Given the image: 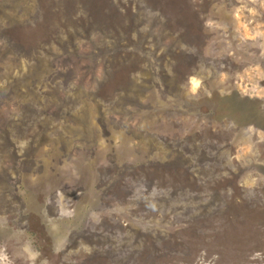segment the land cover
Masks as SVG:
<instances>
[{
  "label": "rangeland",
  "instance_id": "rangeland-1",
  "mask_svg": "<svg viewBox=\"0 0 264 264\" xmlns=\"http://www.w3.org/2000/svg\"><path fill=\"white\" fill-rule=\"evenodd\" d=\"M16 1L0 0L5 14H16L12 9ZM208 1L211 41L205 48L212 60H229L227 65L219 64L221 69H229L211 81L212 91L200 77L184 76L185 83L176 96L189 102L201 101L199 112L204 115L198 114L200 117L188 107L183 112L175 110L171 105L174 96L163 101V108L154 113L148 103L155 104L154 99L158 98L151 97V93L141 99L143 107L140 108L129 102L127 95L112 101L116 89L122 87L121 79L140 61L131 59L123 77H113L111 66L118 58H135L134 48L141 51L149 47L160 56L173 43L174 51L181 49L191 58L199 56L192 39L184 43L182 39L169 38L165 44L157 43L164 41L165 29L154 9L177 11L176 7L165 8L166 0H156L155 8L149 1L148 7L154 14L144 30L147 33L151 29L153 35L157 34L158 39L153 42L160 46H152V40L146 37L140 46L135 47L127 41L118 45L119 34L125 27L111 21L106 12L117 8L124 12L133 10L134 15L127 18L137 31L135 28L144 24L143 9L137 18L139 6L132 0L122 6L117 4L118 0L47 1L53 8L52 13L47 8H37L21 24H10L9 17L0 14V19H5L0 29V51L5 54L13 50L10 49L13 41L27 49L20 53L19 47H14L17 51L13 50V54L20 58L19 64V61H13V64L0 61V209L4 198L7 204H13L18 187L27 197L28 187L33 184L30 192L37 198L43 197L48 212L53 211V220L49 223L52 240L47 233L37 230L41 226L39 223L29 220L31 223L25 222L27 226L23 230L33 233L37 230L36 235L23 231L22 236L15 233L9 243L0 244V264H264V197L258 199L256 196L264 193V130L252 126L236 129L234 109L226 98L237 92L242 97L262 101L253 108L264 109V0ZM71 2L79 10L76 13H69ZM85 7L90 9L89 12L92 10L91 14L98 20L103 15L107 18L95 26L89 18L85 23ZM199 11L203 13L202 9ZM38 30L49 32L42 34ZM58 34L65 41L54 39ZM72 34L73 45L69 43ZM119 50L126 54L118 56ZM37 53L47 56L49 64L46 84L39 90L34 89L45 102L51 103L45 109L48 115L44 117L41 112L39 114L41 107L29 106L20 110L4 94L6 82L12 84L24 78L29 61L33 62ZM149 77L143 74L137 78ZM80 88L87 91L97 112H92L91 117L88 109L91 124L79 126L82 132L74 134L78 141L71 142L72 135L66 126L68 114L85 115L80 111L81 106L72 109L75 100H69L72 95L77 99L76 91ZM161 88L159 86L155 91L158 96H165ZM134 94L141 98L138 92ZM84 99H77V102L82 104ZM217 103H220L222 113L214 115L209 110L218 106ZM20 116L25 121L16 124ZM58 116L59 120L56 119ZM58 129L68 132L66 141L71 142L70 147L74 146L72 152L65 153L67 148L61 145L63 142L55 143ZM83 134H88L87 138L79 136ZM232 134H241V138L216 155L214 148L220 143L227 144L226 140L233 138ZM112 136L116 138L115 144L109 143ZM196 140L203 152L208 149L207 156L213 163L222 166L226 163L230 167L234 164L235 185L226 186L227 179L217 183L209 178L216 185L210 181L207 187L204 186L206 179L195 183L189 178L188 174L194 172L188 168L190 165L202 167L199 162L202 152L195 148L191 154L184 152L185 146L192 148L191 143L193 145ZM114 148L115 158L105 155L107 149L109 153ZM184 156L196 158V162H182ZM80 161H84L87 168L78 163ZM22 170H30L29 177L23 178L27 185L18 183ZM229 170L221 173L233 177L228 175ZM201 171L209 174L208 171L213 170ZM42 177L47 181L41 183ZM4 179H13L15 189L7 183L12 180ZM24 186L26 189L22 188ZM202 186L203 192L199 196ZM224 187L230 194L237 191L243 197L233 201L228 199L231 209L222 208L219 198L209 196L210 191ZM92 190L101 192L99 206H89L90 214L79 233H68L67 222L82 218V200L88 198ZM221 212L230 215L224 217Z\"/></svg>",
  "mask_w": 264,
  "mask_h": 264
},
{
  "label": "trees",
  "instance_id": "trees-1",
  "mask_svg": "<svg viewBox=\"0 0 264 264\" xmlns=\"http://www.w3.org/2000/svg\"><path fill=\"white\" fill-rule=\"evenodd\" d=\"M49 2H52L53 0H47ZM46 0H38L37 2V8H42L45 9L47 8L50 13L53 12V8H51L50 6H48V2ZM80 1H86V0H80ZM127 0H118V5L122 6V3L126 2ZM135 4H137L139 6V10L137 13V18H139V12L141 9L146 10L147 11V18L143 16V21L144 24H140L137 26V31L133 30L132 28V23L131 21L127 18V17H132L134 15V11L129 10L127 12L121 11L120 8H117L115 11H110V12H106L107 17H109L111 19V21L117 23L119 26L125 27V29L119 34V42L118 45L121 42L127 41L128 43L134 44L135 47L136 46H140L142 45L140 42L144 41V37H146V39H151V45H155V46H160L156 43H154L153 41L158 39V35L157 34H152V30L149 29L147 30V33L144 32V30L148 27V23L147 21L150 20V18L152 17V15L154 14L152 11L150 10V8L148 7L149 5V1L151 2V6L153 8L155 4H157L156 0H132ZM72 4V2H71ZM145 6V7H144ZM165 8H177V11L175 12H171L168 11L167 9H160V11H157L154 9L155 14L158 16L160 22H162L164 24V41L162 42H157L159 44H165L166 40L169 38H178V39H182V41L184 43H187L186 40L187 39H192V42L195 41L197 48H198V53L199 56L198 57H193L189 55L186 52H182L180 49V52H176L173 50V43L170 45V49L167 51H164L163 55L158 56L156 54V52L154 50H150L149 47L142 49L141 51L134 48L135 51V58L132 56H127V57H123L121 59H117V61H114L113 65L111 66V74L113 77H123L126 74V70L129 68L126 64H128V62L133 59V61L135 59H138L140 61L139 64L137 65H133V67H131V73H128L121 79L122 82V87L121 89H116V94L115 96L112 98V101H115L118 97L123 98L125 95H127V99H129V102L133 103L134 105H136V108H140L143 107V105H141V99L142 98H138V96L134 94V78L140 77L143 74H148L150 77L147 79V84L146 87L144 89V87H141L139 90L145 95V97L147 96V94L151 93V97H157L158 99H154V101H157L156 104L154 105L152 102L148 103V107L150 109L153 110V113L155 111H157L158 108H163L162 107V103L163 101H169L171 97H173V102L171 105H174L175 110L177 111H182L185 107H188L189 109H193L194 112H197L196 116L200 115H204L203 113L199 112V108L202 106H200L201 101L197 102L196 100L193 101H188V100H184L181 98V96H176V94H179V91H181L183 83H185V79L184 76L186 77L187 75H196L198 77H200L201 79H203L208 88L209 91L214 90V87L211 84V81L215 80L218 77V74L222 71H226L229 68L228 67H223L222 69L220 68L219 64L222 63L224 65H227L228 61H218V60H212L207 51H206V44L211 41V35L209 33V29H208V22H209V17L211 16V11H210V3L208 0L206 1H202V0H166V4L164 6ZM86 8V7H85ZM147 8V9H146ZM181 8V10L179 9ZM179 9V10H178ZM199 9H202L203 13H201L199 11ZM78 8L76 6H74L72 4L71 8H69V13L72 12H77ZM90 9L86 8V11L84 13V21L85 23H87V19L89 18L91 25L95 24H100L102 23V21L106 18H104V15L100 17V19L98 20V18H95L93 16V14H91V11L89 12ZM79 11V10H78ZM95 14L99 15V12H94ZM154 17H157V16ZM157 18V19H158ZM66 22L71 25L69 22V18L67 16H65ZM132 21H134V18H132ZM149 22V21H148ZM21 24V23H19ZM136 24V22L133 23V26ZM97 26V25H96ZM37 31H35L36 33ZM38 32L42 33V34H46L47 32H49V30L44 31V30H38ZM68 33L70 32V30L67 31ZM70 37L72 39H69V43H71L72 45L75 43L74 36L73 34L70 35ZM141 37V40H139V38ZM58 41L62 42L65 40H62L60 38V34H58L56 36V38ZM114 39H116L117 41V37H115ZM146 41V40H145ZM153 43V44H152ZM190 43V44H191ZM13 46H11L10 49L14 50V47L18 46L20 49V53H25L27 51L26 47H23L18 44L15 43L14 41L12 42ZM140 44V45H139ZM67 46V44H66ZM124 47H126L125 45H123ZM172 46V47H171ZM110 48H114L115 46H110ZM206 47V48H205ZM15 51H17L15 49ZM19 51V50H18ZM131 51V50H130ZM137 52V53H136ZM152 52V53H151ZM143 53V54H142ZM126 54L124 51L119 50V52H117V55H123ZM153 55V56H152ZM110 56V54H109ZM126 71V72H125ZM139 71V73H137ZM123 74V75H122ZM71 78V77H70ZM105 76H104V80H105ZM161 86L162 90L166 93L165 96H158V93L155 91V89H157V87ZM154 91V92H153ZM153 92V93H152ZM131 94V95H129ZM129 95V96H128ZM144 97V99H145ZM178 98V99H177ZM218 98V96H217ZM225 98V97H223ZM228 99V102L232 109H234V113H233V120H235V127L236 129H239V127H255L261 130H264V109H262L261 107L259 109H254L253 106H258L259 103H261L262 101H257L254 99H250V98H245L242 97L239 93L234 92L229 94V96L226 97ZM211 99V98H210ZM162 100V101H161ZM164 104V103H163ZM218 106H215L213 109L211 108L209 110L210 113H214V115H218L221 114L222 111L220 110L221 105L220 103H217ZM252 105V106H250ZM157 107V108H156ZM221 111V112H220ZM183 112V111H182ZM134 115V113H131ZM185 114V112H184ZM196 114V113H194ZM22 116V115H21ZM21 116L19 117V119L16 120V124L22 123L25 121V118H21ZM200 117V116H199ZM154 119V116H153ZM239 124H237V123ZM36 123H39V120L36 121ZM220 124L223 126V122L222 120L220 121ZM75 126V124H74ZM236 129L233 130V132L236 133ZM69 130V129H68ZM221 130H224L223 127L221 128ZM59 132H62V138H63V146L66 148H70V144L73 141H78L76 139V135H74L72 132L71 135L72 137L70 138L71 142L68 143V141H66V139L68 138V132L65 131H61L59 130ZM67 136V138H66ZM233 138L231 139H227L226 142L227 144H219V146L214 148V152L216 153V155L218 153H222L225 152L227 150V146L229 147L230 145H232L233 142H235L237 139L241 138V134L238 136H234L232 134ZM75 138V139H74ZM69 139V138H68ZM66 141V142H65ZM17 144L15 145V148H17ZM199 141H194L193 145L191 143V147L192 148H187L185 146L184 152L186 151H190L189 154H191L193 152V149L195 148V150L197 152H202V155L199 157V162L202 164V167H194V164L190 165L188 168L190 170L194 169V172L192 174H188L189 178L191 177L192 180L195 183H200V180L206 179L207 183L204 184V186H209L212 183H219L222 180L227 179V184L226 186L229 185H235V182L237 180V174L233 171V163L230 166H228L226 163H224V166H222L221 164H216L213 163V161L210 160V158H208V152H206L207 150L204 149V152L201 148V145L198 147L199 145ZM176 146V145H175ZM210 148V147H209ZM233 149V148H232ZM183 151V150H182ZM187 154V153H186ZM185 155V154H184ZM198 156V155H197ZM210 156V155H209ZM211 157V156H210ZM16 158V156H15ZM188 159V160H187ZM192 162H196V158H191V157H187L184 156L182 157V162L186 161L187 164L191 163L189 161ZM227 160H225L226 162ZM198 162V161H197ZM160 163V162H157ZM198 163V164H200ZM230 165V164H229ZM213 170V171H208V173H206L205 171H201V170ZM229 170L228 175H232L233 177H228L226 176L224 173H221L223 170ZM199 170V171H198ZM30 170H22V173H27ZM208 174V175H207ZM210 175V177H209ZM187 176H185L184 178H186ZM27 178V177H26ZM209 178H211L212 180H215V182L211 181ZM2 179V178H0ZM6 180V179H4ZM9 180H12L11 182ZM181 181L182 178L180 179ZM6 181L10 186V188H13V185H16V183L14 182L13 179H8ZM211 181V182H210ZM20 185L21 184H26L28 182H24L23 183V179L19 178V182ZM12 184V185H11ZM18 185V184H17ZM216 185V183H215ZM200 187L199 190V196L200 194L203 192V187ZM26 189V186L22 187ZM21 189V188H20ZM31 188L28 187V194L26 195L28 197L29 194H31V198L37 202V203H44V199H42L43 197H39L37 198L35 196L34 192H30ZM212 189V188H211ZM242 194V193H241ZM264 194V193H263ZM262 193H260L258 195V193L256 194V196L258 197V199H261V197L263 195ZM210 195H214L215 198H219L221 201L220 206L222 208H228L231 209L230 202L228 199H232V201L235 199H243V197H241V195H238L237 191H234L232 194L229 193L228 190H226V187L224 188H215L214 192L210 191L209 192V196ZM1 196V195H0ZM39 196V195H38ZM243 196V195H242ZM250 197V196H249ZM246 197L247 199H253V198H249ZM202 198V197H201ZM33 202L31 200H28L25 198V195L20 193L19 187L15 192V201L13 202L12 205L7 204L6 199L4 198L2 200V206L3 208L0 209V244H7L10 241V238L12 239V235H17V236H22L20 235L23 231H26L25 234H32V236H35L36 231H42L44 233H47L48 236L51 238L52 237V233L49 230V223L52 222L53 220V211L48 212L46 214L47 219H44L42 216H40V214L35 213L33 210ZM48 210V209H47ZM221 214H223L224 217H228L230 214L229 213H225V212H221ZM32 217V218H31ZM44 219V220H43ZM29 220L35 222L36 224L39 223V225H41L34 233L31 230H23L27 224L25 222H28V225L31 223ZM35 220V221H34ZM32 232V233H31ZM52 240V238H51ZM77 244H80L79 242H77Z\"/></svg>",
  "mask_w": 264,
  "mask_h": 264
},
{
  "label": "water",
  "instance_id": "water-1",
  "mask_svg": "<svg viewBox=\"0 0 264 264\" xmlns=\"http://www.w3.org/2000/svg\"><path fill=\"white\" fill-rule=\"evenodd\" d=\"M12 9L16 11V14L7 15L4 12L5 11L4 10V5L0 4V14H4V15L8 16L9 17L8 18V22L10 24L25 23L26 19H28L27 17L30 14H32L35 10H37V0H17L15 2V5L12 6ZM142 15L147 18V11L146 10H142ZM4 23H5V19L4 20H3V18L0 19V29L3 28ZM8 48H10V46H8ZM14 51L13 50H8L5 54H3V51L1 50L0 51V61H2V62L5 61L7 64H13V61L14 62H16V61L18 62L20 58L17 59L15 57V55L13 54ZM15 59H17V60H15ZM19 63H20V61L18 62V64ZM48 70H49V64H48V61H47V56H44L41 53H37V56H36L35 60L33 62L29 61V64L27 66L26 75H24V78L16 80V83H15V81H13L12 84L9 81L6 82L7 87H6L5 93H4L5 96H7L8 100L11 103H14L15 105H18L20 110L24 109V108L26 109L29 106L41 107L42 110L39 111V114L41 112L42 113L41 116L44 117V115L47 114L45 109H47V106H50L51 103H50V101L45 102L46 100L39 93H37V92L35 93L36 90H34V89H38L39 90L40 86H44L46 84L45 78H46V74H47ZM10 79H12V77ZM10 79L7 78V80H10ZM134 83H135L134 84V92L135 91L138 92V94L141 95V98L144 99L145 96L139 89L141 87H144V89H145L146 84H147V79L140 80L139 78H134ZM22 84L26 88L24 90H22L23 87H24L23 86L22 89H18ZM57 92L58 91H56V93ZM76 92H77L76 93V98L77 99H82V100H83V98H85L84 99L85 102L80 104L79 102H77L78 101L77 99H73V97H74L73 95L70 96V98H69L70 102H73L75 100L73 102L74 105L72 106L73 107L72 109H75V108H78V107L81 106L80 107V111L81 112H85L86 116L85 115L83 116V115H80V114H71V112L68 114L69 115L68 116L69 120H68L66 126L69 129V131L72 132L73 134H76V133L79 134V133L82 132V128H78L79 126H88V125L91 124V121H90V118H89L88 109L91 110V117L94 115L95 112H97L96 107L91 105V103H94V102H92L89 99V97L87 95V91L85 89L82 90V88H80L79 90L77 89ZM52 97H53V94H52ZM163 105L164 104H162V106ZM92 112H94V113H92ZM56 119L59 120V116ZM74 124H75V126H74ZM56 127H57V125H56ZM87 135L88 134H86V135L83 134V135H79V136H82L83 138H87L86 137ZM110 135H111V133H108V136H110ZM95 136H96V134H95ZM98 139H99V137H98ZM46 140L47 139H45V141ZM115 140H116V138L112 136L110 138V142L109 143L110 144H115ZM62 141H63L62 132H60V133H58V136H56L55 143L56 144H60ZM73 147L74 146L65 149V151H66L65 153H67V151H71ZM116 153H117L116 149L112 150L109 153H108V149H107V151L105 152V155L107 154L109 158H111V157L115 158L116 157ZM57 155L58 154L56 153V157L55 158L58 157ZM83 162L80 161L78 163L83 164L82 166L87 168V166L84 165ZM54 169L55 168L53 167V170ZM53 170H52V172H53ZM29 174H30V171L25 173V174L22 173V174H20L19 178L23 179L24 176L25 177H29ZM39 181L41 183H43V182H45L47 180H46V178L43 179V177H42V178H40ZM29 187L32 189V188H34V185L30 184ZM31 196L32 195L29 194L28 197H25V198L28 199V200H31L33 202V204H34L33 205L34 212L40 214V216H42L44 219H47L46 214L48 213V210L46 208V205L44 203L35 202L31 198ZM87 197L88 198H86L85 200H82V207L80 208L81 209V213L80 214H82L81 215L82 218L79 219V220L77 218H75L74 220L67 222L69 224L68 233H73V232L79 233L82 230L81 226L86 222V220H87L86 218L90 214V212L88 211L89 210V206L90 205H92V206L95 205L97 207L99 206V203L101 201V192L99 190H92L91 191V195L88 194Z\"/></svg>",
  "mask_w": 264,
  "mask_h": 264
},
{
  "label": "bare ground",
  "instance_id": "bare-ground-1",
  "mask_svg": "<svg viewBox=\"0 0 264 264\" xmlns=\"http://www.w3.org/2000/svg\"><path fill=\"white\" fill-rule=\"evenodd\" d=\"M61 127H62V126H61ZM58 130H59V129H58ZM64 130H65V129H64ZM68 135H69V134H68ZM68 135H67V136H68ZM74 139H75V138H74ZM65 142H66V141H65ZM61 145H62V144H61ZM61 147H62V146H61Z\"/></svg>",
  "mask_w": 264,
  "mask_h": 264
}]
</instances>
